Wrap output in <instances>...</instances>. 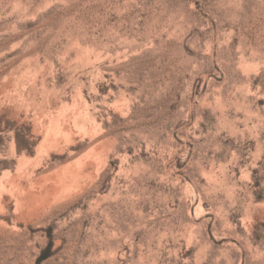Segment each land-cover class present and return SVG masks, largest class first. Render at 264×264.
<instances>
[{
  "label": "rangeland",
  "instance_id": "rangeland-1",
  "mask_svg": "<svg viewBox=\"0 0 264 264\" xmlns=\"http://www.w3.org/2000/svg\"><path fill=\"white\" fill-rule=\"evenodd\" d=\"M264 264V0H0V264Z\"/></svg>",
  "mask_w": 264,
  "mask_h": 264
},
{
  "label": "trees",
  "instance_id": "trees-1",
  "mask_svg": "<svg viewBox=\"0 0 264 264\" xmlns=\"http://www.w3.org/2000/svg\"><path fill=\"white\" fill-rule=\"evenodd\" d=\"M51 253V245L48 246V248H46L42 254L40 255V257L38 258V264H40L42 261H44L45 259H47L50 256Z\"/></svg>",
  "mask_w": 264,
  "mask_h": 264
}]
</instances>
